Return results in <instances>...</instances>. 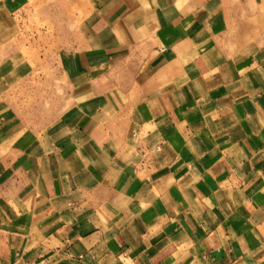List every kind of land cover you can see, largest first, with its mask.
I'll return each instance as SVG.
<instances>
[{"label": "crops", "instance_id": "0c3cea01", "mask_svg": "<svg viewBox=\"0 0 264 264\" xmlns=\"http://www.w3.org/2000/svg\"><path fill=\"white\" fill-rule=\"evenodd\" d=\"M0 264H264V0H0Z\"/></svg>", "mask_w": 264, "mask_h": 264}, {"label": "rangeland", "instance_id": "374dc122", "mask_svg": "<svg viewBox=\"0 0 264 264\" xmlns=\"http://www.w3.org/2000/svg\"><path fill=\"white\" fill-rule=\"evenodd\" d=\"M36 19H38V18H36ZM40 19L42 20V16L39 18V20H40Z\"/></svg>", "mask_w": 264, "mask_h": 264}]
</instances>
